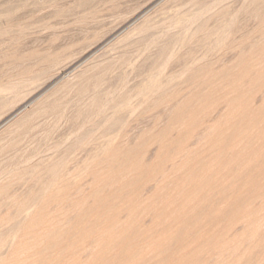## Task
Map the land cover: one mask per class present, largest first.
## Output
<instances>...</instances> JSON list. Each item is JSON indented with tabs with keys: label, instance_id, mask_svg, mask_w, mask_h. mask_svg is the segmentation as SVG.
I'll return each mask as SVG.
<instances>
[{
	"label": "rangeland",
	"instance_id": "374dc122",
	"mask_svg": "<svg viewBox=\"0 0 264 264\" xmlns=\"http://www.w3.org/2000/svg\"><path fill=\"white\" fill-rule=\"evenodd\" d=\"M263 194L264 0H0V264H264Z\"/></svg>",
	"mask_w": 264,
	"mask_h": 264
},
{
	"label": "bare ground",
	"instance_id": "6f19581e",
	"mask_svg": "<svg viewBox=\"0 0 264 264\" xmlns=\"http://www.w3.org/2000/svg\"><path fill=\"white\" fill-rule=\"evenodd\" d=\"M194 19H195V18H194ZM254 67H256V66H254ZM254 69H255V68H254ZM212 75H213V74H212ZM214 76H215V74H214L212 77H214ZM259 76H260V75H259ZM212 79H213V78H212ZM150 80H151V79H150ZM254 80H255V79H254ZM166 83H167V82H166ZM168 83H169V82H168ZM152 84L155 85L153 82H152ZM246 85H247V84H246ZM150 86H151V85H150ZM146 87H148V86H146ZM146 87H145V88H146ZM158 88H160V87H158ZM237 88H238V86H237ZM239 88H240V87H239ZM147 89H148V88H147ZM152 89H153V88H152ZM155 89H157V87H156ZM240 89H242V87H241ZM240 89H239V90H240ZM236 90H237V89H236ZM243 90H244V88H243ZM243 90H240V91L243 92ZM146 91H147V90H146ZM155 91H156V90H155ZM159 91H160V90H159ZM237 91H238V90H237ZM237 91H235V92H237ZM245 91H246V90H245ZM156 92H157V91H156ZM150 93H151V92H150ZM239 93H240V94H239L240 96L243 94L241 97L238 95L239 98H243L244 94H246L245 97L248 95V94H247V91H246V93H245V92H243V93L239 92ZM172 95H173V94H172ZM147 96H148V95H147ZM248 97H249V96H248ZM248 97H246V98H247L246 101L249 103V101H251V100H249ZM233 99H237V98H233ZM233 99L231 98V100H233ZM250 99H251V98H250ZM231 100H230V102H231ZM237 100H239V99H237ZM248 100H249V101H248ZM240 101H241V100H240ZM242 101H244V100L242 99ZM242 101H241V102H242ZM246 101H245V102H246ZM232 102H233V104H235V103H234L235 100L232 101ZM238 102H239V101H238ZM238 102L236 101V105H235V107L237 106ZM241 102H239V103H240L239 105L242 106V103H244L245 105H247L245 102H242V103H241ZM177 103H178V102H177ZM233 104H231V105L233 106ZM244 104H243V106H244V108L246 109V107L249 106V105L245 106ZM250 104H251V102H250ZM238 107H239V106H238ZM249 107H250V106H249ZM247 108H248V107H247ZM239 109H241V108H239ZM245 109H244V110H245ZM251 109H252V107H250V109H248V110H251ZM244 110H243V108H242V112H243ZM246 111H247V109H246L245 112H243V113L240 111V113L243 114V115H244V114L246 115ZM247 112H248V111H247ZM249 112H250V111H249ZM251 113L254 114L253 112H251ZM245 115H244V116H245ZM247 116H249V115H247ZM253 116H254V115H252L251 118H252ZM249 117H250V116H249ZM249 117H246V118H248L249 120H251ZM236 118H237V117H236ZM248 119H247V120H248ZM243 120H244V119H243ZM249 120H248V122H249ZM253 120H254V118H253ZM183 122H184V121H183ZM253 122H254V121H253ZM250 123H251V122H250ZM23 124H24V123H23ZM251 124H252V123H251ZM251 124L247 123L249 129H250L249 125H251ZM254 126H255V127H254ZM256 126H257V125H253V124H252V126H251L252 129H251V130H255V129H253V127L256 128ZM207 127H208V126H207ZM248 128H246V130H247ZM256 130H257V129H256ZM210 131H211V130H210ZM248 131H249V130L244 131V133H246V132H248ZM249 132H251V131H249ZM249 132H248V133H249ZM252 132H253V131H252ZM252 132H251V133H252ZM244 133H243V134H244ZM251 133H250V134H251ZM204 134H205V133H204ZM205 136H206V135H205ZM205 136H204V137H205ZM238 136H239V135H238ZM243 136H244V135H243ZM203 139H204V138H203ZM235 144H236V143H235ZM246 145H247V144H246ZM174 146H176V145H174ZM239 146H240V145H239ZM237 148H238V147H237ZM233 149H234V148H233ZM233 149H232V150H233ZM239 149H240V148H239ZM239 149H238V150H239ZM244 150H245V149H244ZM244 157H245V156H244ZM251 158H252V156H251ZM242 160H243V159H241V161H242ZM246 160H247V159H245V160H243V161L246 162ZM231 161L233 162V161H235V160L232 159ZM236 161H237V160H236ZM239 161H240V160H239ZM248 161H249V160H248ZM248 161H247V163H248ZM245 162H244V163H245ZM247 163H245V164H247ZM230 164H231V163H230ZM234 164H237V163H234ZM214 166H215V165H214ZM244 166H245V165H244ZM137 167H138V166H137ZM226 167H227V166H226ZM56 171H57V170H56ZM254 171H255V170H254ZM254 171H253V172H254ZM52 173H53V172H52ZM122 173H123V172H122ZM57 174H58V173H57ZM252 174H253V173H252ZM54 175H55V174H54ZM54 175H53V176H54ZM235 176H236V175H235ZM56 177H57V175H56ZM96 181H97V180H96ZM54 182H56V184L58 183V181H54ZM54 182H53V184H54ZM137 183H138V182H137ZM54 185H55V184H54ZM51 186H52V185H50V187H51ZM51 188H53V186H52ZM55 188H56V187H55ZM50 191H51V190H50ZM248 192H249V191H248ZM59 193H60V192H59ZM59 193H58V194H59ZM258 193H259V195H260V192H258ZM262 196H264V194H263ZM262 196H261V197H262ZM261 197H260V198H261ZM139 198H140V197H139ZM257 198H258V197H257ZM263 198H264V197H263ZM253 199H254V198H253ZM187 200H188V199H187ZM245 200H246V199H245ZM258 201H259V200H258ZM260 201H261V200H260ZM108 202H109V201H108ZM106 203H107V202H106ZM250 203H251V202H250ZM138 204H139V203H138ZM247 204H248V203H247ZM254 204H255V203H254ZM256 204H257V203H256ZM249 205H250V204H249ZM252 205H253V201H252ZM242 206H243V205H242ZM245 206H246V205H245ZM247 206H248V205H247ZM247 206H246V207H247ZM255 206H256V205H255ZM42 207H43V206H42ZM248 207H249V206H248ZM255 208H256V207H255ZM255 208H254V209H255ZM110 209H111V208H110ZM130 209H131V208H130ZM247 209H248V208H247ZM247 209H246V210H247ZM111 210H112V209H111ZM248 210H249V209H248ZM257 210H258V209H256V211H257ZM131 211H133V210H131ZM217 211H218V210H217ZM236 211H237V210H236ZM249 211H250V210H249ZM128 212H129V211H128ZM134 213H135V212H134ZM250 213H251V212H250ZM250 213H249V214H250ZM249 214H248V216L253 215V214H254V216H255V212H254L253 214H250V215H249ZM258 214H259V213H258ZM245 215H246V214H245ZM242 216H243V215H242ZM246 216H247V215H246ZM258 216H259V215H258ZM244 217H245V216H244ZM244 217H242V218H244ZM256 217H257V216H256ZM242 218H241V219H242ZM253 218H254V217H253ZM259 218H260V217H259ZM245 219H246V217L243 219V221H244ZM248 219H249V217H248ZM248 219H247V221H248ZM253 220H254V219H253ZM257 220H259V219H257ZM257 220H256V221H257ZM232 221H233V220H232ZM244 222H245V221H244ZM251 222H252V221H251ZM253 222H254V224H256L255 221H253ZM249 224H250V221H249L248 225H249ZM252 225H253V224H252ZM111 226H113V225H111ZM250 226H251V225H250ZM249 229H250V228H249ZM113 232H114V231H113ZM226 232H227V231H226ZM220 234H221V233H220ZM14 235H15V234H14ZM251 237H252V236H251ZM13 238H14V237H13ZM223 238H224V237H223ZM209 239H210V238H209ZM224 240H225V239H224ZM228 240H229V239H228ZM228 240H227V241H228ZM95 241H96V240H95ZM250 241H251V240H250ZM225 242H226V241H224V243H225ZM218 243H219V242H218ZM222 243H223V242H222ZM229 243H230V242H229ZM229 243H228V244H229ZM219 245H221V244H219ZM217 246H218V245H217ZM221 246H222V245H221ZM224 246H225V245H224ZM229 246H230V244H229ZM226 247H228V246H226ZM226 247H225V248H226ZM221 248H222V247H221ZM225 248H224V249H225ZM215 249H216V248H215ZM227 250H228V249H227ZM227 250H226V251H227ZM143 251H144V250H143ZM214 251H215V250H214ZM182 252H183V251H182ZM222 252H223V251H222ZM224 253H225V252H224ZM140 254H141V253H140ZM211 255H212V254H211ZM188 257H189V256H188ZM132 258H133V257H132ZM216 264H217V263H216Z\"/></svg>",
	"mask_w": 264,
	"mask_h": 264
}]
</instances>
